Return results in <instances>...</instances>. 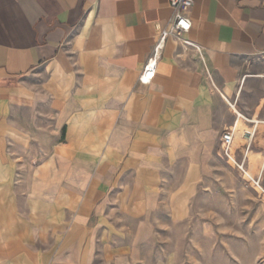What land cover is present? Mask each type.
Segmentation results:
<instances>
[{"label":"crops","instance_id":"0c3cea01","mask_svg":"<svg viewBox=\"0 0 264 264\" xmlns=\"http://www.w3.org/2000/svg\"><path fill=\"white\" fill-rule=\"evenodd\" d=\"M170 1L0 0V169L31 171L43 264H139L174 176L239 120L264 184V0H195L203 59L170 38L143 84Z\"/></svg>","mask_w":264,"mask_h":264},{"label":"rangeland","instance_id":"374dc122","mask_svg":"<svg viewBox=\"0 0 264 264\" xmlns=\"http://www.w3.org/2000/svg\"><path fill=\"white\" fill-rule=\"evenodd\" d=\"M213 150L188 185L177 184L185 170L174 176L139 264H264V197L227 161L220 143ZM30 172L0 169V264H43L54 242L55 235L39 233V211L26 196Z\"/></svg>","mask_w":264,"mask_h":264},{"label":"built area","instance_id":"2783aa9c","mask_svg":"<svg viewBox=\"0 0 264 264\" xmlns=\"http://www.w3.org/2000/svg\"><path fill=\"white\" fill-rule=\"evenodd\" d=\"M170 5L173 9V17L166 29L160 34L153 52L145 64L144 71L140 78V81L143 84H149L155 78L159 61L163 56L166 43L170 38L180 41L181 45L185 48L193 49L203 59V48L185 38L192 29V19L189 13L195 5V0H171ZM262 76L264 77V74ZM234 139L235 133L233 127L222 133L221 151L223 156L238 170V172H240L248 185L251 186L260 196L264 197L262 175H249L248 152L244 153L239 159L236 149L234 148Z\"/></svg>","mask_w":264,"mask_h":264},{"label":"bare ground","instance_id":"6f19581e","mask_svg":"<svg viewBox=\"0 0 264 264\" xmlns=\"http://www.w3.org/2000/svg\"><path fill=\"white\" fill-rule=\"evenodd\" d=\"M230 105L232 106V108L237 112V113H239L240 114V117H242V114L237 110V108L235 107V105H233V104H231L230 103ZM257 122V121H256ZM258 124V123H257ZM243 126H244V124H243V122H242V120H239L238 121V124H237V127H236V125L233 127V130H234V133H235V141H234V146L236 147L238 144H239V141H245V139H244V136H245V130L243 129ZM256 130V129H255ZM251 159H252V155H251ZM254 159H255V157H254ZM261 160V159H260ZM257 161V160H256ZM255 162V161H254ZM257 163H258V161H257ZM259 165V164H258ZM260 165H261V168H264V159L260 162ZM259 165V166H260ZM254 167V166H253ZM260 168V169H261ZM258 173V172H257ZM260 174V173H259ZM249 175L250 176H254L255 175V171H253V170H250L249 171Z\"/></svg>","mask_w":264,"mask_h":264}]
</instances>
